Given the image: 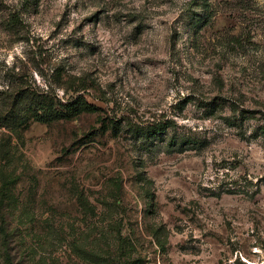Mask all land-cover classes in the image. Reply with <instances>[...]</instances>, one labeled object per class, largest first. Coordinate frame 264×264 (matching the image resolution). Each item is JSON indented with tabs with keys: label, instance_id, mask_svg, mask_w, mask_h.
<instances>
[{
	"label": "rangeland",
	"instance_id": "1",
	"mask_svg": "<svg viewBox=\"0 0 264 264\" xmlns=\"http://www.w3.org/2000/svg\"><path fill=\"white\" fill-rule=\"evenodd\" d=\"M6 252L264 264V0H0Z\"/></svg>",
	"mask_w": 264,
	"mask_h": 264
},
{
	"label": "trees",
	"instance_id": "2",
	"mask_svg": "<svg viewBox=\"0 0 264 264\" xmlns=\"http://www.w3.org/2000/svg\"><path fill=\"white\" fill-rule=\"evenodd\" d=\"M85 104H86V107L88 109L93 108L92 105H90L88 103H85ZM160 130H162V129L160 128ZM6 237H7V233L5 231H2V240L5 241ZM3 260H4L5 264H13L11 254L9 252L5 253Z\"/></svg>",
	"mask_w": 264,
	"mask_h": 264
}]
</instances>
